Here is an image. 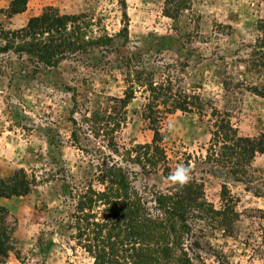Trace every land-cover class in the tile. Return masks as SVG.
<instances>
[{"label": "rangeland", "instance_id": "1", "mask_svg": "<svg viewBox=\"0 0 264 264\" xmlns=\"http://www.w3.org/2000/svg\"><path fill=\"white\" fill-rule=\"evenodd\" d=\"M11 1L0 0V32L22 29L54 7L60 14H87L85 32L110 40L37 74L22 69L13 52L0 55V178L25 170L38 182L26 196L0 198L22 254L0 264H93L70 238L73 206L62 185H80L96 167L111 164L104 134L91 120L100 108H115L112 99L124 98L129 68L148 73L153 83L173 82L177 94L201 98L208 115L210 106L229 115L242 137L264 133V98L251 91L264 92V0H125L126 9L123 0H29L27 10L14 16ZM182 3L186 8H179ZM149 96L145 83L139 84L117 134L121 147L152 141L143 118ZM211 120L176 111L160 127L172 165L192 156L191 180L203 185L206 202L219 213L216 222L191 221L189 260L264 264V155L243 181L207 164ZM135 169V186L148 198L176 185L161 173L144 176Z\"/></svg>", "mask_w": 264, "mask_h": 264}, {"label": "trees", "instance_id": "2", "mask_svg": "<svg viewBox=\"0 0 264 264\" xmlns=\"http://www.w3.org/2000/svg\"><path fill=\"white\" fill-rule=\"evenodd\" d=\"M28 1L12 0L10 15L24 13ZM122 4L126 9L125 0ZM179 8L186 6L182 3ZM124 16L128 18L126 10ZM89 18L85 13L60 14L54 7H48L40 16L31 18L24 28L1 31L0 39L4 43L0 55L13 52L21 61L22 69H31L37 74L42 67H57L69 58L89 54L95 46L110 40L108 37L94 40L85 32ZM125 76L129 88L124 98L112 99L117 106L100 108L91 120L104 134L111 153L106 157L111 164L96 167L93 178L79 182L80 185L63 181V195L73 206L68 226L72 232L70 238L93 264H191L185 244L193 231L191 221L216 222L219 215L206 202L203 185L191 180L183 189L176 184L166 192L154 191L148 198L147 192L135 186V168L144 176L161 173L169 181L170 174L180 165L190 167L192 172L191 155H185L183 160L175 163L177 166H173L163 144L160 127L165 117L176 111L211 117L213 129L205 162L225 170L237 181H243L249 175L258 155H264V133L257 137L240 136L229 115L211 106L212 113L208 115V106L201 98L175 93L171 81L166 85L153 83L151 75L131 68L127 69ZM142 83L150 94L143 118L149 123L154 137L149 143L121 147L117 134L126 121V109ZM251 91L264 98V92L258 88ZM74 125H77L76 121ZM73 138L76 144L75 133ZM113 155L124 165L113 161ZM99 156L103 157L105 153L99 151ZM37 184L36 177L30 178L25 170L16 171L8 179L0 178V198L26 196ZM0 213L4 215L0 227V261H6L11 255L20 260L22 254L13 236V228L5 224L8 211L2 208Z\"/></svg>", "mask_w": 264, "mask_h": 264}, {"label": "clouds", "instance_id": "3", "mask_svg": "<svg viewBox=\"0 0 264 264\" xmlns=\"http://www.w3.org/2000/svg\"><path fill=\"white\" fill-rule=\"evenodd\" d=\"M169 179L179 185L181 189L187 187L191 182V171L190 167L180 165L178 166L169 176Z\"/></svg>", "mask_w": 264, "mask_h": 264}]
</instances>
